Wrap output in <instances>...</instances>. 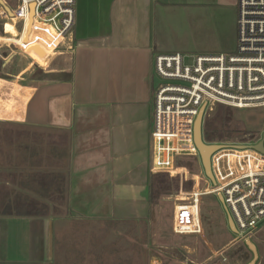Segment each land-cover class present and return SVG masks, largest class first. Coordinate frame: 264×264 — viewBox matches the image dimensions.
<instances>
[{
	"label": "crops",
	"instance_id": "obj_1",
	"mask_svg": "<svg viewBox=\"0 0 264 264\" xmlns=\"http://www.w3.org/2000/svg\"><path fill=\"white\" fill-rule=\"evenodd\" d=\"M191 6L81 0L73 36L54 55L67 54V68L46 71L28 54L16 65L15 51L1 41L0 264H141L155 220L152 56L177 52L167 44L172 36L162 41V18L180 16V8L188 16ZM34 65L44 71L41 80L29 79Z\"/></svg>",
	"mask_w": 264,
	"mask_h": 264
},
{
	"label": "built area",
	"instance_id": "obj_2",
	"mask_svg": "<svg viewBox=\"0 0 264 264\" xmlns=\"http://www.w3.org/2000/svg\"><path fill=\"white\" fill-rule=\"evenodd\" d=\"M16 3L15 10L9 8L11 15L0 5V21L8 20L14 28L20 25L19 33L10 34L20 44L6 38L0 44H13L45 68L48 58L69 39L75 23L76 0ZM30 6L33 14L27 34ZM237 11L234 53L153 54L156 84L151 108L149 171L153 175L169 172L178 179L179 192L173 198L174 235L203 238L202 200L213 194L222 205L228 229L235 236L234 243L245 244L264 229V152L251 148L258 143L253 141L216 144L219 147L210 156L211 181L194 140V125L202 106L205 112L216 105L264 111V0H237ZM33 47L43 51L44 57L31 52ZM262 146L264 149V139ZM230 221L235 231L230 228Z\"/></svg>",
	"mask_w": 264,
	"mask_h": 264
},
{
	"label": "rangeland",
	"instance_id": "obj_3",
	"mask_svg": "<svg viewBox=\"0 0 264 264\" xmlns=\"http://www.w3.org/2000/svg\"><path fill=\"white\" fill-rule=\"evenodd\" d=\"M4 1L11 10L16 9V0ZM80 1L77 0V5L74 7L75 12ZM199 1L191 0L193 6L188 9V16L184 13L185 8L179 9L183 12L180 16H177V13L171 16L165 14L162 18L164 23V30L161 31V36L164 39L162 41L166 43V36H172V40L167 42L168 46L176 48L174 51L185 55L234 53L236 51L238 17L236 0H225L219 4L213 2L206 8L198 5ZM171 10L177 12L176 6L173 5ZM3 22L11 24L8 20L0 21V35L11 37L10 34H4L1 27ZM73 32L72 28L68 34L69 39L73 36ZM166 32L167 34H165ZM64 48H66V44L60 46L57 52L64 51ZM6 49L15 51L14 64H18L23 55L27 57V54L19 51L13 44H9ZM26 61L30 63L29 60L26 59ZM68 64L67 54L64 53L58 57L51 55L45 70L67 68ZM43 72L38 65H34L29 79L41 80ZM223 108L224 106L216 105L205 112L207 118L214 120L220 131H225L220 141L218 139V142L210 144L259 142L262 139L264 133V111L262 109L227 107L230 117L227 118L226 125L222 127L218 117L225 114ZM151 125L153 126L152 122ZM150 184L151 216L155 219L152 222L153 242L147 243L142 237V244L146 247L142 249L141 264H249L253 260V253L246 248V243L241 241L234 243L235 236L228 229L224 210L215 195L204 196L202 200L203 238L199 236L181 237L172 233L176 205L173 198L179 192L178 179L170 177L165 172H159L156 176L152 175ZM252 241L257 254L254 264H264V229L257 235L256 240L252 239ZM232 243L233 245H231ZM111 252L114 254L113 248ZM220 252H222L221 255L214 257V254Z\"/></svg>",
	"mask_w": 264,
	"mask_h": 264
},
{
	"label": "water",
	"instance_id": "obj_4",
	"mask_svg": "<svg viewBox=\"0 0 264 264\" xmlns=\"http://www.w3.org/2000/svg\"><path fill=\"white\" fill-rule=\"evenodd\" d=\"M0 5L3 6L5 8V10L8 11V13L11 15V13L9 12L10 11L9 8L7 6H5V4L3 3L2 0H0ZM32 14H33V6H30L29 7V18H30L29 23L30 24L32 22ZM29 27L27 29V34L30 31ZM25 40H26V36L24 38V41ZM36 49L40 50L37 47H33V48L30 49V51L35 53V54H37L39 57L44 56V55H40L36 51ZM41 52H43V51H41ZM43 54H44V52H43ZM204 115H205V106H202L200 111H199V114H198V116L196 118L195 125H194V140H195V144H196V146L198 148V151H199V154H200V157H201V161H202V165H203V168L205 170V173H206L207 177L211 181H213L212 174H211V171H210V156L215 150H217L219 145L208 144V143H206L204 141L203 135H202V125H203ZM263 139H264V133L262 135V139L257 144L251 146V148H253V149H255V150L259 151V152H264V149H263V146H262ZM229 226H230V228L233 231H235L234 226H233L231 221L229 222ZM246 248L247 249L251 248V250L254 251V252L251 251L253 253V260L249 263V264H254L255 260L257 259V254L255 253L256 252L255 248L252 247V245L249 244V243L246 245Z\"/></svg>",
	"mask_w": 264,
	"mask_h": 264
},
{
	"label": "trees",
	"instance_id": "obj_5",
	"mask_svg": "<svg viewBox=\"0 0 264 264\" xmlns=\"http://www.w3.org/2000/svg\"><path fill=\"white\" fill-rule=\"evenodd\" d=\"M221 106V105H220ZM227 107L224 106L223 111H224V115L218 117L219 122L221 124V126H225L226 122H227V118L230 117V115L227 113ZM224 130L220 131L219 128H217L214 120H210L207 118V113L204 116L203 119V125H202V135H203V139L204 141L208 142V143H212V142H218V139L220 141L222 134H224Z\"/></svg>",
	"mask_w": 264,
	"mask_h": 264
},
{
	"label": "bare ground",
	"instance_id": "obj_6",
	"mask_svg": "<svg viewBox=\"0 0 264 264\" xmlns=\"http://www.w3.org/2000/svg\"><path fill=\"white\" fill-rule=\"evenodd\" d=\"M165 173H167V174H169L170 175V177H173V174H171V173H169V172H165ZM257 235H258V233L257 234H255V235H253V236H251V238H249L248 239V241H246V244H251L252 245V247H254L255 248V246L253 245V241H252V239H255L256 240V238H257ZM250 250H251V248H249ZM251 251H253V250H251ZM254 252V251H253ZM256 253V252H255Z\"/></svg>",
	"mask_w": 264,
	"mask_h": 264
}]
</instances>
